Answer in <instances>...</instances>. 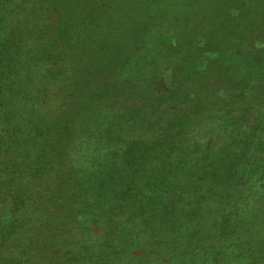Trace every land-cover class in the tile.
Masks as SVG:
<instances>
[{
	"label": "trees",
	"instance_id": "trees-1",
	"mask_svg": "<svg viewBox=\"0 0 264 264\" xmlns=\"http://www.w3.org/2000/svg\"><path fill=\"white\" fill-rule=\"evenodd\" d=\"M226 1L0 0V262L264 261V112L230 114L260 70L224 40L244 12L198 34ZM36 230L45 261L23 254Z\"/></svg>",
	"mask_w": 264,
	"mask_h": 264
},
{
	"label": "rangeland",
	"instance_id": "rangeland-1",
	"mask_svg": "<svg viewBox=\"0 0 264 264\" xmlns=\"http://www.w3.org/2000/svg\"><path fill=\"white\" fill-rule=\"evenodd\" d=\"M246 4L249 5V8L247 7L246 11L239 7V5L243 6ZM214 7H216L217 9H215ZM213 8L215 10L214 9L212 11L204 10V13L208 16L207 18H203L202 20H201V18H199L200 22H199L198 28L200 31L198 32V34L201 35L202 37H204V35H206V37L204 38L206 41L208 39H212L213 35L214 36L218 35L217 29H219L220 35H221V32L223 31L222 25H224L223 24L224 21L226 22L229 18H231V17H228V15L230 16V12H232V14H235L236 16H237V13L244 12L242 14L240 13L239 17L241 16L240 17L241 19L242 18L246 19V22L245 21L242 22L241 19L239 18V20L237 22V26H234L235 24L232 21L231 22L232 26L229 27V30H226L227 36L224 38V40L227 39V41H228L227 43H230L233 39L232 38L233 36L237 37L236 32H240L239 36L242 38H245V39L241 40L242 42H240V40H237V42L235 41V43H238L237 44L238 47H240L242 45L241 48L243 51H245L244 53H245L248 60L250 59V61H251V59H256L255 62L258 64L260 72L256 71V74L254 75L256 77V80L258 79V81L254 80L255 78H251V77L247 79V86L244 88V90H245L244 93H242V92L240 93V90L239 91L235 90V92L237 91L238 100H241V102L244 101V103L242 105H239L238 110H236V108H234V111L230 114L235 115V116L242 115V118L246 117L248 119L256 118V115H255L256 113L253 112L254 109H259L261 112L262 111L264 112V0H245V1L244 0H227L225 3L222 2L221 4H219V6H216V5L213 6ZM170 17H171V21H164L166 23L163 24V26H161L160 30H161V32H164V35H166V36H168L170 33H172L171 35L175 36L176 34L171 32L172 28H173L172 26L177 24L178 22L174 20V17L172 15ZM214 20H216V21H214ZM215 22H216V25H215ZM210 25H212V26H210ZM208 27L212 28L211 34L209 32V29H207ZM224 29H226V28H224ZM215 31H217V33H216L217 35L213 33ZM204 32H205V34H204ZM189 38H186L185 43H187V39H189ZM191 38H193V35L191 36ZM179 40H180L179 37H178V40L175 39V42H176L175 44L179 43L178 42ZM211 42L212 41H210V43ZM197 43L196 44L198 46H200L202 42L199 41ZM224 49H225V47H224ZM233 52L236 53V55H238L240 51L239 50H233ZM184 53L185 52L181 53L182 55H177V54L172 53L173 55L170 54V57L167 59H168V61L171 60L174 62V60L179 58V57L181 59L183 57H185L186 55L184 56L183 55ZM188 55L195 57V54L188 53ZM169 63H170V61H169ZM166 66H167V68L164 66H161L157 69L154 68L151 70L152 74L158 75V77H159L158 82L160 85H167L169 82V79H170V77H169V75H170V64H167ZM244 68L246 69V63L244 64V66H242L240 68L241 72L244 71ZM254 82H257V83H254ZM213 83H215L214 85L216 86L215 89L217 90V93H216L217 96L224 98V99L225 98L227 99V97H229L231 93L234 94L233 90L230 88L231 86L224 83V80L223 81L218 80L216 82L214 81ZM257 84H258V86L255 87V85H257ZM260 84L262 85L263 89L260 87L261 86ZM252 89H254V90H252ZM238 92H239V94H238ZM234 96H235V94H234ZM238 100H233V102H235V101L236 102L234 104H232L231 106L240 103V101H238ZM61 110L64 112H67V107L64 106V107H62V109H60L58 107L57 112H59ZM224 115H222V116H224V117L231 116L229 114H224ZM70 117L71 116H69L68 119H70ZM222 118L223 117H221V120H222ZM7 189L8 188H6V190ZM5 196H6V194H5ZM36 231L37 232H34V234H35L34 237H29V238L27 237V238H25L26 240H24L25 247H23V249H24L23 254H24L25 258H30V261H32L33 259H38L40 257L44 260L45 256L47 257V255L49 254L48 252H50L49 241L45 240V237H43L41 235L40 230H36ZM72 239L75 240V242H77V243H79V240L81 241L80 237H75V238L73 237ZM82 240L84 241L85 239H82ZM56 245H58V244H56ZM55 247H57L59 249V252H58L59 255L62 256V254H63V257H64L65 256L64 253H66L65 246L58 245ZM103 248H104V246H103ZM79 249L80 248L77 245L76 246L72 245V248H71V246L69 247L68 252L73 253V251H74L75 254H80L78 257H76V259H80V257H82V262L77 260L78 262L76 261L77 262L76 264H90L88 259H87V256H85V257L81 256L82 254H81V251ZM9 253H11V252H9ZM20 257H22V256L20 255ZM23 262L25 263V261H23ZM47 262H49V261H47ZM7 263H8L7 261L0 262V264H7ZM243 263L248 264L249 261H243ZM57 264H59V263H57ZM261 264H264V261Z\"/></svg>",
	"mask_w": 264,
	"mask_h": 264
}]
</instances>
